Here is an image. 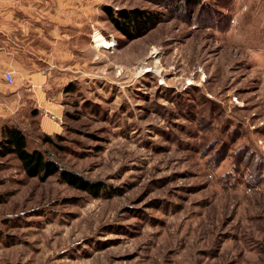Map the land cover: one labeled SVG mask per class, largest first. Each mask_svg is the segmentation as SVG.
Returning a JSON list of instances; mask_svg holds the SVG:
<instances>
[{"label": "rangeland", "instance_id": "1", "mask_svg": "<svg viewBox=\"0 0 264 264\" xmlns=\"http://www.w3.org/2000/svg\"><path fill=\"white\" fill-rule=\"evenodd\" d=\"M196 1L102 0L100 14L162 21L128 39L103 11L63 81L37 87L59 117L5 86L0 129L106 188L95 198L0 158V264H264V0Z\"/></svg>", "mask_w": 264, "mask_h": 264}, {"label": "crops", "instance_id": "2", "mask_svg": "<svg viewBox=\"0 0 264 264\" xmlns=\"http://www.w3.org/2000/svg\"><path fill=\"white\" fill-rule=\"evenodd\" d=\"M100 6L102 0H0V100L8 96L3 74L13 71L18 86L13 101L30 107L25 111L39 108L46 117H59L56 101L43 98L37 87L62 82L54 73L75 66L73 52L79 39L101 32ZM7 100L0 101V114H9ZM19 109L18 105L14 111Z\"/></svg>", "mask_w": 264, "mask_h": 264}, {"label": "trees", "instance_id": "3", "mask_svg": "<svg viewBox=\"0 0 264 264\" xmlns=\"http://www.w3.org/2000/svg\"><path fill=\"white\" fill-rule=\"evenodd\" d=\"M154 1H158L165 8H171V5L176 4V0ZM196 2V0H180L178 4L190 7L193 5L195 8ZM104 13L114 29L128 39H135L145 35L162 21L160 13L141 9L114 10L111 7H105ZM74 91L75 85L73 83H69L65 87L66 93H73ZM32 110L36 117L40 116L36 109ZM42 139L46 144H54L53 138L46 134H43ZM9 156H13L19 161L22 169L30 178L46 181L51 177L58 176L65 183L78 190L90 193L95 198H99L103 189L106 188L102 182H92L74 172L63 169L59 163L47 158L40 149L31 150L28 136L24 129L14 123L7 122L0 129V158Z\"/></svg>", "mask_w": 264, "mask_h": 264}, {"label": "bare ground", "instance_id": "4", "mask_svg": "<svg viewBox=\"0 0 264 264\" xmlns=\"http://www.w3.org/2000/svg\"><path fill=\"white\" fill-rule=\"evenodd\" d=\"M96 42H98L99 46L106 47V48H109V49H112V48L116 47L114 41L107 40V39H105L104 37H102L100 35L97 36Z\"/></svg>", "mask_w": 264, "mask_h": 264}, {"label": "built area", "instance_id": "5", "mask_svg": "<svg viewBox=\"0 0 264 264\" xmlns=\"http://www.w3.org/2000/svg\"><path fill=\"white\" fill-rule=\"evenodd\" d=\"M4 80L6 81L8 86H14L15 85V77L13 71H6L4 73Z\"/></svg>", "mask_w": 264, "mask_h": 264}]
</instances>
